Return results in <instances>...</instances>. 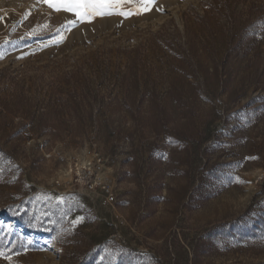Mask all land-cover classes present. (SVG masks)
<instances>
[{
  "label": "rangeland",
  "instance_id": "374dc122",
  "mask_svg": "<svg viewBox=\"0 0 264 264\" xmlns=\"http://www.w3.org/2000/svg\"><path fill=\"white\" fill-rule=\"evenodd\" d=\"M151 1L0 0V264H264V0Z\"/></svg>",
  "mask_w": 264,
  "mask_h": 264
},
{
  "label": "built area",
  "instance_id": "2783aa9c",
  "mask_svg": "<svg viewBox=\"0 0 264 264\" xmlns=\"http://www.w3.org/2000/svg\"><path fill=\"white\" fill-rule=\"evenodd\" d=\"M67 174L69 180L65 184H71L85 193L95 194L98 196L100 206L104 210L113 211L115 209L117 204L115 182L101 158L83 159L82 162L75 159V162L68 168ZM61 185L63 184L56 181L50 189L46 188L45 190H58ZM28 194L34 195L36 192L30 189ZM116 219L118 222L121 221L119 217H116Z\"/></svg>",
  "mask_w": 264,
  "mask_h": 264
},
{
  "label": "snow or ice",
  "instance_id": "6c2138e0",
  "mask_svg": "<svg viewBox=\"0 0 264 264\" xmlns=\"http://www.w3.org/2000/svg\"><path fill=\"white\" fill-rule=\"evenodd\" d=\"M45 2L57 11L63 8L73 12L78 18L84 19L86 15H91L95 11L97 4H111L118 0H45Z\"/></svg>",
  "mask_w": 264,
  "mask_h": 264
},
{
  "label": "trees",
  "instance_id": "16d2710c",
  "mask_svg": "<svg viewBox=\"0 0 264 264\" xmlns=\"http://www.w3.org/2000/svg\"><path fill=\"white\" fill-rule=\"evenodd\" d=\"M3 105H6V99H3V98H0V106H3ZM6 216H7V219H11V220H16V221H18L19 223H24V224H26V225H28V230L29 231H31L32 230V228L29 226V222H31V218H27L28 216V214L27 213H22V214H20L19 216H15L16 218L15 219H13V217H11L10 215H7V214H5ZM33 231V230H32ZM122 253H121V256H123V255H125L126 257H127V254L124 252V251H121ZM125 256H123V257H125ZM86 258H82V259H80V261L78 262L79 264H88V263H86L87 262V260H85ZM127 259L128 258H123V259H121L122 260V264L123 263H126L127 262ZM104 262H107L108 260H109V257H104ZM120 263V264H121Z\"/></svg>",
  "mask_w": 264,
  "mask_h": 264
},
{
  "label": "crops",
  "instance_id": "0c3cea01",
  "mask_svg": "<svg viewBox=\"0 0 264 264\" xmlns=\"http://www.w3.org/2000/svg\"><path fill=\"white\" fill-rule=\"evenodd\" d=\"M147 2H149V3H154L155 1H154V2H152L151 0H147Z\"/></svg>",
  "mask_w": 264,
  "mask_h": 264
}]
</instances>
